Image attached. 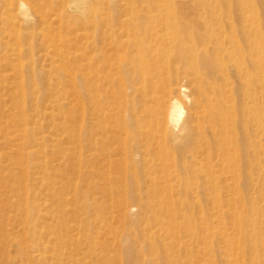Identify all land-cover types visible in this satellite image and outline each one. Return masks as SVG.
<instances>
[{
	"label": "rangeland",
	"instance_id": "374dc122",
	"mask_svg": "<svg viewBox=\"0 0 264 264\" xmlns=\"http://www.w3.org/2000/svg\"><path fill=\"white\" fill-rule=\"evenodd\" d=\"M132 1L141 8L162 2ZM241 1L259 24L264 42V0H170L175 6L207 3L210 8ZM85 2L89 7L98 6L102 15L112 16H124L129 6L127 0ZM73 9L70 0H14L9 5L0 0V264H126L130 257L156 264L153 260L158 256L142 237L153 234L160 241L166 238L163 229H148L140 202L132 193L121 190L110 194L95 189L92 177L86 173L88 169L82 168L83 175L78 172L73 67L79 22L93 17L88 9L82 13ZM225 9L229 12L228 7ZM238 39L240 45L227 41L230 49L215 59L222 64L219 82L228 85L235 111L230 135L240 148L247 144L242 122L247 119L244 109L248 102L247 78L241 67L253 71V64L244 57L249 52L244 35ZM212 47L208 44L200 52L210 56ZM171 97L180 102L184 111L173 132L179 136L172 142L174 147L186 135L181 127L191 117L198 98L193 77L181 73ZM261 100L264 103V97ZM259 113L264 116V106ZM21 115L27 119L22 121ZM142 151L129 160L114 156L129 174L116 175L125 180L128 188L135 182L130 175L132 163L140 171L164 169L172 178L181 172L174 154L145 156ZM187 163L192 166L194 162L189 158ZM213 163L218 167L219 159ZM21 167L28 173L22 175ZM185 179L188 177L181 182ZM198 182L202 180L186 191L174 193L175 201L185 203L179 212L180 222L188 217L198 234L190 243L187 234L182 233L175 249L181 264H264V189H253L250 179H242L236 183L235 196L222 187L217 192L219 201L215 202L214 195L208 189H199ZM232 198L238 200L236 209L226 202ZM219 203L222 207L215 208ZM229 239L235 244L229 245ZM242 239L244 245L238 246ZM94 240L99 243L94 244Z\"/></svg>",
	"mask_w": 264,
	"mask_h": 264
},
{
	"label": "bare ground",
	"instance_id": "6f19581e",
	"mask_svg": "<svg viewBox=\"0 0 264 264\" xmlns=\"http://www.w3.org/2000/svg\"><path fill=\"white\" fill-rule=\"evenodd\" d=\"M127 1L126 14L112 16L102 15L98 6L89 7L85 0H70L76 11L82 13L88 9L93 17L88 22H79L81 29L73 67L77 88L74 135L78 172L83 175L82 168H87L95 189L110 194L121 190L132 193L140 202L148 229L160 227L166 234L160 241L153 234L142 237L158 256L153 263L181 264L175 249L182 233L187 234L190 243L195 242L198 234L188 217L180 222L179 214L185 203L174 200L176 191H186L202 180L198 182L199 189H208L216 202L222 187L235 196L236 183L242 179H250L253 189H264V116L259 113L264 106L261 100L264 97V42L260 26L245 1L212 8L207 3L175 6L170 0L141 8L132 0ZM4 2L9 5L14 0ZM241 35L247 40L249 52L244 57L251 60L253 71L241 67L247 78L248 102L244 109L247 119L243 118L242 122L247 144L239 148L230 135L235 125L234 107L228 85L219 82L218 70L223 71V67L215 58L230 49L227 41L240 45ZM208 44L214 46L210 56L200 52ZM181 73L193 77L198 98L191 117L181 127L185 137L173 147L172 142L179 137L173 132L184 111L180 102L171 96ZM20 119L27 118L21 115ZM141 149L145 156L174 154L181 172L172 178L164 169L150 167L140 171L132 163L130 175L135 182L131 181L132 186L128 188L120 176L129 174L114 156L121 157L122 161L133 159ZM189 158L194 162L192 166L187 163ZM214 159H219L218 167ZM20 172L28 173L24 167ZM186 176L188 179L181 182ZM222 182L225 186H221ZM237 201L232 198L226 202L236 209ZM221 207L219 203L215 208ZM167 239L170 241L166 242ZM228 243L235 244L232 239ZM241 243L244 245L243 239L238 246ZM206 244L209 245L208 240ZM126 264L145 262L139 257H130Z\"/></svg>",
	"mask_w": 264,
	"mask_h": 264
}]
</instances>
